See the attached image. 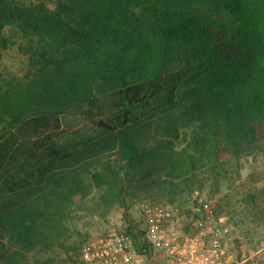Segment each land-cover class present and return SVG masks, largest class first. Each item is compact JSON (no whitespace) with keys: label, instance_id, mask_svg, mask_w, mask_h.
<instances>
[{"label":"trees","instance_id":"16d2710c","mask_svg":"<svg viewBox=\"0 0 264 264\" xmlns=\"http://www.w3.org/2000/svg\"><path fill=\"white\" fill-rule=\"evenodd\" d=\"M17 43L27 73L0 72V264H83L64 236L95 190L125 211L185 204L207 174L232 185L226 211L257 209L241 161L264 157V0H0V55ZM127 222L150 263L151 224Z\"/></svg>","mask_w":264,"mask_h":264},{"label":"rangeland","instance_id":"374dc122","mask_svg":"<svg viewBox=\"0 0 264 264\" xmlns=\"http://www.w3.org/2000/svg\"><path fill=\"white\" fill-rule=\"evenodd\" d=\"M0 72L4 79L13 82L22 78L29 67L25 57L19 50V44H15L7 49L1 50ZM185 144V139L178 143V147ZM241 176L245 182H256V187L260 189L264 185V157L256 154L241 161ZM232 186L229 180H221L220 186L217 180L204 175L200 185H196L190 192H185L184 197L187 202L182 204L177 199L175 204L163 200L152 202L150 199L139 201L134 207L125 211L123 207L113 206L108 208L101 200L103 190H95L89 196L76 195L69 209L67 219V233L64 242L72 247L79 245V249L70 253H77L81 258L80 248L89 240L104 236L113 232L123 231L127 226L128 219L140 221L144 219L140 206L142 203H154L165 205L173 209L175 217L169 222V226L179 231L183 238L190 235L193 221L194 208L197 206L199 196L206 197L213 201L217 208L222 209L234 226L232 233L230 255L227 264H264V196H260L257 209L251 208L246 215H234L226 211L227 204L233 202L231 197ZM64 251L65 249L58 248ZM156 255L153 254L152 259ZM151 262V261H150ZM69 263V264H79Z\"/></svg>","mask_w":264,"mask_h":264},{"label":"built area","instance_id":"2783aa9c","mask_svg":"<svg viewBox=\"0 0 264 264\" xmlns=\"http://www.w3.org/2000/svg\"><path fill=\"white\" fill-rule=\"evenodd\" d=\"M194 208L193 234L184 236L169 226L173 209L142 203L140 212L151 224L148 236L155 258L147 263L134 240L124 231L98 236L81 249L83 264H227L234 226L210 199L199 196Z\"/></svg>","mask_w":264,"mask_h":264}]
</instances>
